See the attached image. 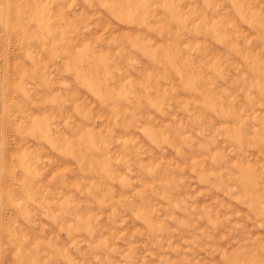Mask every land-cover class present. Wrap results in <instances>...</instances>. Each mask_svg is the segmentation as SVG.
<instances>
[{
    "label": "rangeland",
    "instance_id": "1",
    "mask_svg": "<svg viewBox=\"0 0 264 264\" xmlns=\"http://www.w3.org/2000/svg\"><path fill=\"white\" fill-rule=\"evenodd\" d=\"M0 264H264V0H0Z\"/></svg>",
    "mask_w": 264,
    "mask_h": 264
},
{
    "label": "bare ground",
    "instance_id": "2",
    "mask_svg": "<svg viewBox=\"0 0 264 264\" xmlns=\"http://www.w3.org/2000/svg\"><path fill=\"white\" fill-rule=\"evenodd\" d=\"M8 83V82H7ZM9 140V139H8ZM8 187V186H7Z\"/></svg>",
    "mask_w": 264,
    "mask_h": 264
}]
</instances>
